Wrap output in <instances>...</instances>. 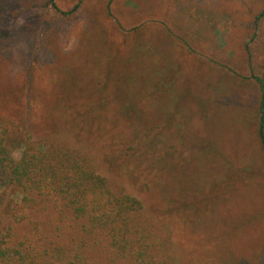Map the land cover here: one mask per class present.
Listing matches in <instances>:
<instances>
[{
    "label": "rangeland",
    "instance_id": "obj_1",
    "mask_svg": "<svg viewBox=\"0 0 264 264\" xmlns=\"http://www.w3.org/2000/svg\"><path fill=\"white\" fill-rule=\"evenodd\" d=\"M31 2L0 0V124L12 156L54 140L80 150L110 189L142 202L171 264H264L258 89L243 48L260 50L264 18L250 37L264 0H83L61 21ZM149 82L160 94L146 95ZM128 85L147 108L130 103ZM86 96L110 144L71 134L65 113Z\"/></svg>",
    "mask_w": 264,
    "mask_h": 264
},
{
    "label": "trees",
    "instance_id": "obj_2",
    "mask_svg": "<svg viewBox=\"0 0 264 264\" xmlns=\"http://www.w3.org/2000/svg\"><path fill=\"white\" fill-rule=\"evenodd\" d=\"M82 1L74 0L69 8L60 10L53 0H32L28 8L39 7L36 14L44 18L50 11L54 20L61 21L73 17ZM263 18L264 7L253 17L250 40L256 36ZM257 38L260 50L256 55H251L247 43L243 48L249 77L258 89L256 138L264 162V34ZM100 82L98 79L96 85ZM145 88L150 90L148 97L160 94L155 93L153 83H147ZM127 90L131 104L138 101L137 107L147 108L142 96L135 97L131 86ZM94 98L89 101L86 96V102H82V97L75 99L70 105L75 109L65 116L76 139L102 140L107 145L110 143L104 137L108 129L105 115L95 108L86 114ZM163 105L160 110L151 111L158 113ZM161 141L157 139L153 144ZM12 143L15 142L10 141L6 128L0 124V264H116L117 259L126 264H171L173 253L171 257L163 238L140 216L142 202L127 192L110 189L107 178L93 168L80 150L54 140L35 148L26 145L15 159ZM139 145L125 149L131 151ZM141 157L146 159L143 152ZM13 191L19 194L16 202L11 199ZM185 216L181 212L178 222ZM182 227V223L177 225V233ZM175 241L180 249L181 238L177 236Z\"/></svg>",
    "mask_w": 264,
    "mask_h": 264
}]
</instances>
